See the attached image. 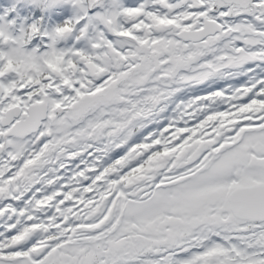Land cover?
Here are the masks:
<instances>
[{
	"label": "snow or ice",
	"instance_id": "snow-or-ice-1",
	"mask_svg": "<svg viewBox=\"0 0 264 264\" xmlns=\"http://www.w3.org/2000/svg\"><path fill=\"white\" fill-rule=\"evenodd\" d=\"M0 264H264V0H0Z\"/></svg>",
	"mask_w": 264,
	"mask_h": 264
}]
</instances>
